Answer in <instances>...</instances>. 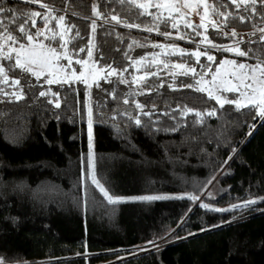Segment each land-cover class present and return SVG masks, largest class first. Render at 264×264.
Here are the masks:
<instances>
[{
    "label": "trees",
    "instance_id": "trees-1",
    "mask_svg": "<svg viewBox=\"0 0 264 264\" xmlns=\"http://www.w3.org/2000/svg\"><path fill=\"white\" fill-rule=\"evenodd\" d=\"M40 3L57 9L56 16L65 15V23L76 25L83 37L77 38L75 30L64 33L67 43L60 51L73 54V50L86 48L91 39L99 68L109 64L118 69L127 67L131 62L125 52L133 60L160 52L151 47L153 43H174L195 51L196 43L202 39L197 37L195 43L166 40L155 31L128 29L115 22L103 24L93 16V9L107 14L109 19L111 14H117L129 23L149 24L148 17L135 19V8L112 0L107 6L105 0H4V6L17 14L43 13ZM192 19L198 22L197 17ZM92 20L97 22L94 39ZM257 23L234 21L229 28L238 33L237 39L247 41L258 38V27H264V22L253 27ZM44 27L37 18V28ZM160 30L166 29L161 26ZM63 31V27L57 29L58 33ZM253 32L257 33L255 37L250 35ZM207 34L217 44H234L215 36L211 29ZM129 44H133L131 49ZM204 47L201 44V49ZM239 47L247 51L246 43ZM254 47L256 55L264 58V48ZM210 54L217 63L235 56L216 49H211ZM75 58L73 54L72 66L79 71L81 65L74 63ZM78 58L87 59L86 52L79 53ZM163 59L172 64L182 62L178 56H161ZM190 63L196 66L194 60ZM201 63L208 62L201 57ZM60 64L67 65L68 61L61 60ZM137 68L141 65L129 67L125 77L131 80L132 76H141L143 69L138 72ZM172 72L178 74L181 69L170 67L161 72L164 87H158L159 80L152 78L151 83L157 87L150 95L139 94L135 85H113L103 78L87 83L91 87L74 81L71 87L45 84L41 88L29 87L28 82L36 85V78L19 70L8 73L7 84L0 76L4 92L19 94V88H23L20 100L0 93V264H264V202L231 212L199 207L206 203L210 209H227L264 198V124L237 112L232 105L219 108L206 93L188 88L173 91L168 84L179 86L181 81L191 82V77L176 75L173 80ZM13 79H20V85L13 86ZM114 87L118 97L115 100L101 90L111 91ZM47 88L59 93V108L51 93L39 96ZM128 92L132 95L124 104L123 94ZM223 95L231 98L233 94ZM133 101L144 105V111L155 108L151 121L140 116L143 127L120 114L127 110L136 116L139 110ZM88 106L93 122L94 172L110 195L125 199L194 195L199 199L110 205L95 185L89 182L85 187L81 170L89 153ZM213 108L216 115L204 114ZM185 109L191 111L182 115ZM163 112L170 115H159ZM196 112L204 115L197 117ZM173 128L177 130L171 131ZM181 221L185 223L181 225ZM149 241H156V245Z\"/></svg>",
    "mask_w": 264,
    "mask_h": 264
},
{
    "label": "snow or ice",
    "instance_id": "snow-or-ice-1",
    "mask_svg": "<svg viewBox=\"0 0 264 264\" xmlns=\"http://www.w3.org/2000/svg\"><path fill=\"white\" fill-rule=\"evenodd\" d=\"M26 2L37 3V0H26ZM109 0H105V5H108ZM113 3L118 2L120 5H127L129 8H135V19L141 17H148L149 24L142 26L141 23H129L127 20L119 17L117 14H111L110 19L107 14H102L98 10L93 9V16L99 20H103V24H115L123 25L128 29H138L148 33L156 32L157 35L164 37L166 40H181L187 43H195L197 37H202L199 43H196L195 51H188L184 48H180L174 43H153L151 47L160 49V52H153L133 60L131 56L125 52L126 58L131 62L127 67L118 69L109 65H101L102 69H106L105 75L102 77L106 83L113 85H126L131 88L136 86L139 94H151L154 87H157L151 80L155 77L159 80L158 87L165 86V80L161 78V72L163 69H181L180 73H170L175 80L176 75L191 77V82H180L179 86L168 84V87L173 91L178 88L194 89L199 93H206L209 100H215L219 108L223 109L225 105H232L237 112H242L244 115H250L254 121H259L264 124V58L256 55V48L259 46L264 48V27H258L259 22H264V0H146L144 3H137L136 0H112ZM39 7L45 11H34L25 14H17L14 9H10L4 6V0H0V76L3 77L2 82L7 84L9 82V72H15L19 70L23 74L36 78V85H32L28 82V86L44 87L45 84H67L71 87L74 81L67 78L58 79V71H70L75 81L84 83L87 85L88 76L92 74V68H88L87 72H79L77 74L74 68H71L73 64V54L77 57L74 60L76 65L87 66L90 61L99 63L98 60H94L93 48L94 45L90 39L87 47H81L78 51L73 50V54L68 51H60L64 49L66 41L63 40V35L66 32H72L75 30V36L83 39L79 32V29L74 24L65 23V15H54L58 10L50 8L45 3H40ZM198 18V22L193 20L192 17ZM37 18H40L41 22L45 26L44 29L37 28ZM52 21H56L55 25H51ZM239 22L240 24L252 23L257 21V24H253V27H258L259 36L256 39L249 38L245 41L242 37L237 39L238 33L234 28H229L232 22ZM103 24L101 27H103ZM161 26L166 30L161 31ZM63 27V32H57V29ZM171 30H167V29ZM91 32L94 34L97 29L96 20H92L90 24ZM35 29V31H33ZM211 29L215 36L224 37L232 40L234 45L217 44L210 39L208 31ZM203 30V31H201ZM46 32H51L52 35H46ZM175 33V35H173ZM111 34V33H109ZM59 35V40L57 39ZM252 37L257 35L256 32L250 34ZM41 37L48 40L49 43L45 44L41 41ZM53 43L58 44V47H54ZM246 43L247 51L242 50L239 44ZM136 44V41H133ZM133 44H129L128 48L131 49ZM201 44L205 47L201 49ZM140 47H145L146 44H139ZM211 49H216L221 52L234 53L237 57L245 58V61L255 62H238L236 59H224L217 63L216 57L210 54ZM166 50V51H165ZM86 52L87 59H81L79 53ZM149 56L151 59L149 60ZM164 56H178L182 62L172 64L167 59L160 60L158 57ZM201 57H204L207 64L201 63ZM100 60L103 59L101 54ZM61 60H67V65H61ZM195 63V67L190 61ZM6 62V66H5ZM216 65L213 69L212 65ZM134 65H141V68H137L136 71L143 69V75L132 76L131 80L125 77V73L128 72L129 67ZM226 66H231V71H228ZM197 67L200 71L197 72ZM222 69L224 73H222ZM43 79H41V75ZM115 77V79H113ZM210 77V78H209ZM20 79H13L12 85L19 86ZM91 87V85H87ZM96 87L100 88V84L96 83ZM108 93L112 99H118L116 95L117 89L114 87L111 91L107 89H101ZM0 93L4 95L13 96L16 100L23 98V88H19V94L16 92L7 93L0 88ZM51 93L53 97H56L55 107L59 108L58 102L59 93L51 92V88H47L39 92L40 97H46ZM223 93L233 94L230 97L223 95ZM123 103L128 104V96L132 95V92L123 94ZM49 103H53V100H49ZM135 108L139 110L136 116H132L130 112L120 113L121 115H127L129 120L134 121L135 126L143 127V122L140 116H146L151 121V118L156 115L155 108L149 111H144L145 106L137 101H133ZM247 110L244 112L243 110ZM178 110V109H177ZM174 110V111H177ZM190 109H185L181 114L186 115ZM207 116L216 115V109L213 108L206 113ZM201 112H196L197 117H201ZM159 115H170L168 112L159 113ZM89 123H88V136H89V153L84 158L82 163L84 167L81 170V180L84 182L85 187L90 182L99 190L105 200L110 205H119L127 202H150L161 199H188L196 201L198 196L188 195L184 196H160L150 195L132 198H122L110 195L109 192L100 184L96 179L94 172V162L92 158V122H91V109H89ZM175 119V117H171ZM159 130V129H158ZM176 131L177 129H170ZM252 135V131L249 132ZM232 157H229L231 159ZM226 163V162H225ZM210 183V182H209ZM264 202V198L261 200L251 199L242 204L233 205L227 209H210L206 203H200L199 207L206 210L223 212L234 211L238 208L251 209L252 205ZM264 211V210H261ZM235 219V217H234ZM16 220L13 218V223ZM185 221H181V225ZM230 223V222H229ZM204 229H202L203 231ZM191 235V234H190ZM151 245H156V241H149Z\"/></svg>",
    "mask_w": 264,
    "mask_h": 264
},
{
    "label": "rangeland",
    "instance_id": "rangeland-1",
    "mask_svg": "<svg viewBox=\"0 0 264 264\" xmlns=\"http://www.w3.org/2000/svg\"><path fill=\"white\" fill-rule=\"evenodd\" d=\"M230 45H233L235 46L234 44H230ZM166 51V50H165ZM160 57H158V59H160ZM225 59H236L238 62H248V61H245V60H238L237 57L233 56V57H228V58H225ZM224 60V59H223ZM92 68L93 72L91 75L88 76V80H87V83L88 84H91L93 83L94 81H97V80H100L102 79V77L105 75V69H102V68H99L96 66V64L92 61L89 62V64L87 66H83L81 65V69L79 71H76L77 74H79V72L81 71H84L86 73V75L88 74L87 72V69L88 68ZM228 71H231V66H226ZM71 68H73V66L71 65ZM222 73H224V70L222 69ZM143 75V74H142ZM57 78L58 79H64V78H67L69 80H72V81H75L74 80V77H72L71 75V72L70 71H58L57 73ZM210 78V77H209ZM89 109H90V106H88V123H89ZM91 122H92V119H91ZM93 124V122H92ZM87 139H88V146H89V136H87ZM92 142L94 143V137H93V125H92ZM93 148V146H92ZM92 151V150H91Z\"/></svg>",
    "mask_w": 264,
    "mask_h": 264
}]
</instances>
